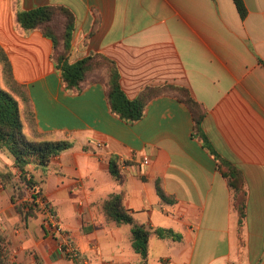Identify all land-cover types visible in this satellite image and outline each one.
<instances>
[{"label": "crops", "instance_id": "obj_1", "mask_svg": "<svg viewBox=\"0 0 264 264\" xmlns=\"http://www.w3.org/2000/svg\"><path fill=\"white\" fill-rule=\"evenodd\" d=\"M244 3L245 20L233 0H0V45L12 67L11 85L3 88L19 101L24 129L31 120L39 133L74 144L47 167L28 169L86 264L142 260L131 226L104 211L105 200L120 193L135 222L152 231L146 264H264V0ZM46 5L75 16L70 62L94 54L113 60L130 99L149 87L188 89L206 112L207 144L173 93L152 98L144 116L128 123L112 112L105 83L68 90L52 40L16 22L18 11ZM121 156L130 159L125 167ZM113 158L121 182L110 172ZM220 159L244 178L241 224ZM6 172L15 180L20 174L14 157L0 150ZM158 182L172 202L159 196ZM12 191L0 181V227L12 261L75 264L40 213L22 218ZM157 229L183 238L161 239Z\"/></svg>", "mask_w": 264, "mask_h": 264}, {"label": "trees", "instance_id": "obj_2", "mask_svg": "<svg viewBox=\"0 0 264 264\" xmlns=\"http://www.w3.org/2000/svg\"><path fill=\"white\" fill-rule=\"evenodd\" d=\"M243 20L248 16L244 0H233ZM64 19V23H62ZM16 22L26 32L40 30L44 36L51 39L54 45L52 60L60 72L62 81L70 91H80L86 84L103 82L107 87V97L114 114L125 122L133 123L144 116L148 102L165 93L175 94L185 102L194 117L195 131L207 144L206 136L202 131V123L206 116L205 110L194 100L190 91L184 87L164 85L145 89L138 98L130 99L122 88L120 73L117 64L100 54L70 62L72 52V36L75 30V16L66 7L40 6L28 11H18ZM0 61L4 62L12 82V67L6 53L0 45ZM1 83V76H0ZM19 101L12 93L0 85V150L10 153L15 160V167L20 170L18 179L12 172L0 173L2 184L13 187L11 196L16 211L24 220L40 213L38 198L45 199L40 183L31 175L28 167L36 165L47 167L53 158L70 150L74 144L69 140H35L25 133ZM40 135L45 136L46 134ZM220 169L228 179L230 188L234 191V205L240 216V224L245 217L247 192L242 172L228 162L220 159ZM110 172L113 177L123 180L117 160L110 161ZM19 187V188H18ZM19 190V192H17ZM33 190L32 201H26V191ZM157 192L166 202H172L157 183ZM104 211L107 217L117 224L131 226L132 247L142 258L139 264H146L149 255V238L151 229L135 222L134 217L124 204V194H112L104 202ZM155 234L161 239L181 241L182 235L172 229H157ZM0 264H15L10 258L6 237L0 227Z\"/></svg>", "mask_w": 264, "mask_h": 264}, {"label": "built area", "instance_id": "obj_3", "mask_svg": "<svg viewBox=\"0 0 264 264\" xmlns=\"http://www.w3.org/2000/svg\"><path fill=\"white\" fill-rule=\"evenodd\" d=\"M97 146L102 147L103 144L97 143ZM118 161L121 164V167H125L130 159L121 156ZM143 162L148 164L149 158L143 157ZM27 192L32 201V195L34 194L33 190H27ZM37 200L40 206V214L42 216L43 224L52 234L58 237L61 253L70 257L75 264H86L87 260L82 257L80 250L76 247L69 233L63 229L61 221L53 207L46 201V199L39 197Z\"/></svg>", "mask_w": 264, "mask_h": 264}, {"label": "rangeland", "instance_id": "obj_4", "mask_svg": "<svg viewBox=\"0 0 264 264\" xmlns=\"http://www.w3.org/2000/svg\"><path fill=\"white\" fill-rule=\"evenodd\" d=\"M5 64L4 62L0 61V76H1V83L0 85L2 87H10L9 85H11L10 80H9V72L6 68H4ZM28 129L29 132L27 133V131L25 130V133L27 134V136H29L31 139H35V140H58L54 135H48L46 134L45 136L40 135L39 132L34 128V124L31 120H29L28 123ZM12 187V186H11ZM13 188V187H12ZM19 188V187H18ZM19 192V190L17 191ZM13 193V191H12ZM26 197L29 203L31 202V197H29V193L26 191Z\"/></svg>", "mask_w": 264, "mask_h": 264}]
</instances>
